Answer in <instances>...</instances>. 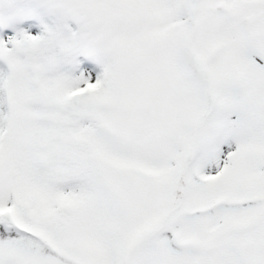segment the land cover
Masks as SVG:
<instances>
[{"label": "snow or ice", "instance_id": "6c2138e0", "mask_svg": "<svg viewBox=\"0 0 264 264\" xmlns=\"http://www.w3.org/2000/svg\"><path fill=\"white\" fill-rule=\"evenodd\" d=\"M0 264H264V0H0Z\"/></svg>", "mask_w": 264, "mask_h": 264}]
</instances>
